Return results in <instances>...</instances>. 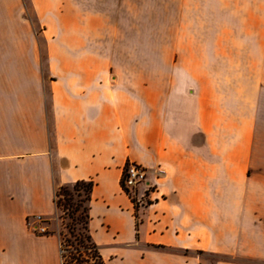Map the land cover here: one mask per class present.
Wrapping results in <instances>:
<instances>
[{"label":"crops","instance_id":"crops-1","mask_svg":"<svg viewBox=\"0 0 264 264\" xmlns=\"http://www.w3.org/2000/svg\"><path fill=\"white\" fill-rule=\"evenodd\" d=\"M30 2L39 34L23 0H0V264H61L57 237L32 225L77 182L93 183L104 264H264V75L252 102L207 64L129 76L103 54L95 9ZM130 162L155 186L138 209L122 187Z\"/></svg>","mask_w":264,"mask_h":264},{"label":"rangeland","instance_id":"rangeland-1","mask_svg":"<svg viewBox=\"0 0 264 264\" xmlns=\"http://www.w3.org/2000/svg\"><path fill=\"white\" fill-rule=\"evenodd\" d=\"M83 10L102 16L101 48L117 63V71L134 77L158 78L175 72L205 71L206 64L223 87L243 93L252 102L254 76L264 75V0H74ZM25 14L39 33L43 30L30 0ZM43 60L45 40L39 37ZM176 64V65H175ZM197 64V65H196ZM176 66V67H174ZM197 66L202 68L190 69ZM57 189L59 204L52 219H42L43 234L57 237L59 246L70 235V215H83L85 188ZM70 189L72 198L64 195ZM39 233V232H37ZM42 234V233H40Z\"/></svg>","mask_w":264,"mask_h":264},{"label":"trees","instance_id":"trees-1","mask_svg":"<svg viewBox=\"0 0 264 264\" xmlns=\"http://www.w3.org/2000/svg\"><path fill=\"white\" fill-rule=\"evenodd\" d=\"M81 186H84L85 188V199L87 205L83 209L82 216H76L79 212L78 208H75L74 212L70 215V218L73 221V224L70 226V235L74 238V241L72 242L71 240H67L64 243H61V264H104L98 247L92 241L88 227V203L90 201L93 183L77 182L73 184L72 190L74 192H79ZM63 191L67 199L72 198V192L70 189L64 188ZM57 196L58 193L56 192V197ZM56 205L57 207L59 206L57 200Z\"/></svg>","mask_w":264,"mask_h":264},{"label":"built area","instance_id":"built-area-1","mask_svg":"<svg viewBox=\"0 0 264 264\" xmlns=\"http://www.w3.org/2000/svg\"><path fill=\"white\" fill-rule=\"evenodd\" d=\"M140 186H143L141 195L139 194ZM122 187L138 209L141 204L146 203L145 199H147V194L150 193L155 186L148 182V170L145 167L130 162L125 165L123 170ZM36 221L41 222V218L38 217ZM32 228L39 233H44L46 231L45 227L38 225H32Z\"/></svg>","mask_w":264,"mask_h":264}]
</instances>
